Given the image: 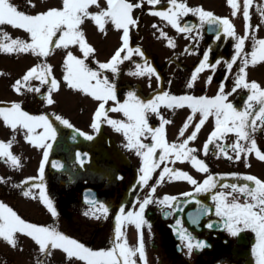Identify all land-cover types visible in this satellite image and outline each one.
I'll return each mask as SVG.
<instances>
[{
	"label": "snow or ice",
	"instance_id": "obj_1",
	"mask_svg": "<svg viewBox=\"0 0 264 264\" xmlns=\"http://www.w3.org/2000/svg\"><path fill=\"white\" fill-rule=\"evenodd\" d=\"M62 6H50L44 10L29 12L21 10L12 0H0V25H10L26 32V37L13 36L9 31L0 28V52L30 53L37 57V62L29 66L22 76L12 84L18 94L25 91L36 92L47 105H53L54 92L60 89L62 81L71 89L78 90L93 97L97 103L93 112L90 127L99 131L101 125L107 123L125 137L124 146L134 150L141 158L138 169L137 183L132 188L147 187V194L142 198L135 197L138 207L128 209L121 203L114 215L113 236L110 246L94 248L72 235L66 234L57 225L30 222L22 218L8 203L0 200V238L10 246L16 247V233H24L31 237L38 246L39 258L35 264H45L52 250L60 249L70 264H148L143 226L151 228L146 218V209L150 204L158 205L165 216L171 212L183 211L182 205L196 200L193 193H209L214 202L215 216L219 220L214 223L208 221L209 229L217 224L227 230L232 236L243 239L241 233L251 230L255 233V242L251 246V255L255 264H264V178L245 172H212L209 162L202 158L200 151L207 156L210 148L213 154L233 161L247 159L254 154L264 161V147L258 143L257 137L264 135V84L256 79H250L249 66L264 62V36L257 33L264 24V4L257 3L256 11L261 23L252 24L250 8L254 0H226L231 9V17L242 14L244 32L238 34L236 26L229 15H218L203 5H190L187 0H166V7H157L161 0H106L102 5L100 0H61ZM159 17L171 25L177 32L183 33L190 39L192 46L185 45V52L191 54L198 51V39L202 38L203 31L214 33V39L222 36L234 38V51L230 57H218L210 62L212 46L209 45L202 53V58L191 72L186 87L191 89L197 80L198 74L210 68L213 74L217 66L224 62L225 77L220 80L214 95H195L191 92L176 94L162 86L163 78L157 67L150 62L148 56L139 44L131 43V30L138 28L140 16L134 14L137 8ZM27 4L35 8V0H27ZM95 6L96 10H91ZM191 14L196 21L186 19ZM91 18L98 29L105 32L106 24L111 22L115 29L120 31L119 45L107 59L96 58L97 49L86 37L81 27L85 19ZM153 28L159 36L165 38L166 43L175 48V37L169 36L163 27L153 23ZM251 40V50H245L246 40ZM72 46H77L82 55H77ZM63 49L62 80L54 73V66L47 59L56 49ZM136 55L140 59H133ZM91 57L95 67L87 62ZM130 61L134 67L125 69L135 76H147L151 86V77L155 75L157 88L150 98H142L135 90H128L123 98L118 96L117 77L121 74V65ZM235 66V71L233 68ZM111 73V75H109ZM213 74H209L206 83H211ZM231 76V87H227V79ZM35 79L37 84H32ZM171 81H169V84ZM238 90H246L242 97V104L234 103L231 96L239 94ZM109 101H112L109 104ZM22 101L13 100L8 104L0 105V117L5 125L13 130L12 138L7 141L0 139V158H3L11 168L21 166V157L11 151L16 131L23 129L24 139L31 145L42 150V159L38 167V176H26L14 185L21 187L26 197L38 198L47 207L53 217L58 216V210L53 198L48 194L44 183L45 164L49 160L52 142L57 139L58 128L53 119L68 128H74L75 133L82 134L88 139L93 134L75 127L69 118L52 111L31 113L22 107ZM187 105L188 113L178 131V138L169 140L166 125L172 121L161 112V106L175 109ZM110 112L122 113V118L109 115ZM197 113L199 118L195 119ZM155 114L158 123L150 122ZM209 117L213 118V125L207 133L202 148L198 149L191 144L197 139L202 126ZM191 127L190 131L189 126ZM19 126V129H18ZM39 129V131H38ZM187 132V134H186ZM228 134H234L228 142ZM75 139V134H73ZM87 153L77 152L76 159L81 164ZM188 161L199 172L204 173L202 180L197 179L189 171L175 167V163ZM53 166L62 168L60 161H53ZM246 167L250 166L247 163ZM159 169L158 175L154 173ZM228 178H234L229 180ZM6 177L0 175V182ZM183 180L193 187L190 191L177 194L165 193L157 195V188L165 181ZM32 181L31 184L28 182ZM150 181H152L150 183ZM32 189H38L39 194ZM229 189V190H225ZM183 197L184 199H179ZM91 208L86 215L100 218L107 217L111 208L108 203L98 200L95 196L85 197ZM198 208L189 213L193 224H198L200 217L213 212V208L197 200ZM131 222L139 231L138 244L131 246L128 243L124 224ZM175 225L180 226L177 231L181 241L186 242L189 254L195 249L207 246V241L193 235L183 225L182 219L177 218ZM137 253L139 259H137ZM75 258V260H73Z\"/></svg>",
	"mask_w": 264,
	"mask_h": 264
},
{
	"label": "rangeland",
	"instance_id": "obj_2",
	"mask_svg": "<svg viewBox=\"0 0 264 264\" xmlns=\"http://www.w3.org/2000/svg\"><path fill=\"white\" fill-rule=\"evenodd\" d=\"M197 1L198 0H188V3L190 5H197ZM212 1L214 2L215 0H205L204 7L212 11L217 10L224 15L226 13H231V9L227 3L225 5L223 4L222 10H220V5L214 4ZM12 2L16 3L21 10L29 12L44 10L50 6H62L61 0H35V8L28 5L27 0H12ZM100 2L102 5H106V0H100ZM166 6V0H161V4L157 5V7ZM147 7H149V5L145 3L143 10L138 9L137 12L134 11L135 15L140 16V21L138 28H133L131 30V43L133 45L139 44L142 46L150 62L153 63V65L156 66L160 72L163 78L162 86L176 94L183 92H191L195 94L198 92L207 95H214L221 80L215 77V73L222 71L224 62L221 61L215 69L214 74L212 69H204L198 74L194 86L191 89L186 87V76L190 77L191 72L193 71L191 68L199 60L197 57L199 50L191 54L185 52L184 46H192L193 42L190 39L185 38L184 34L177 32V30L162 21L159 17L148 13L146 11ZM91 10L95 11V6H91ZM153 23L163 27L164 31H166L169 36L175 37V48L169 46L166 43L165 38L159 36L158 30L152 26ZM81 27L84 29L88 41L97 49L95 53L97 59H107L113 52L114 48L119 45L120 31L115 29L111 22L106 24V33L99 30L91 18L85 19ZM0 28L6 29L13 36L26 37L27 35L24 30L14 28L7 24L0 25ZM261 34V36H264V32H261ZM205 39L208 38L203 33L202 38L198 39V41ZM72 50L77 55H82L77 46H72ZM64 51L65 50L58 48L53 54L47 57L48 61L54 66L55 75L61 80L63 75L62 65ZM212 57L213 56L211 55L210 62H212ZM133 59L139 60L140 58L134 55ZM36 62L37 57L30 53L8 54L0 52V103H8L13 100L22 101V107L31 113H51L52 111H56L69 118L75 127L93 134V140H89L87 138L90 141L87 142L89 147H100V143L94 142V139H96L99 133L90 127L93 112L97 103V101L90 95L69 88L63 81L60 89L53 94L55 100L53 105H47L43 100L38 99V93L36 92L25 91L23 94L15 92L12 88L14 81L22 76L29 66ZM87 62L90 66H96L95 61H93L91 57L88 58ZM128 67H134V65H131L130 61H124L121 65V74L117 77L118 89L127 91L132 88L139 90L144 95L153 93V90L157 88L155 75L151 77L152 84L149 86L147 82L149 77L132 75L125 71ZM233 71H235V66ZM209 74H213V80L211 83H206V79ZM248 74L250 79H256L261 82V84H264V62L257 63L253 69H248ZM109 75H111V73H109ZM169 81H171L170 84ZM31 83L37 84L38 81L33 79ZM231 84L232 78L229 76L227 79V87L230 88ZM238 93L239 94L234 93L230 99H232L239 106L242 104V101H239V95L241 93L245 94L246 90H238ZM111 103L112 101H109V104ZM172 110L168 111L167 114L171 115ZM184 110L186 109L181 108L180 112H184ZM50 118L53 119L54 124L58 128V135L57 139L52 142L53 146L49 152V160L57 152L64 151V144L62 143L61 136L65 135L66 131L69 130L67 126L55 121L54 117ZM213 122L212 117H209L206 121L204 126V137L207 136ZM173 124H175V121H173ZM24 131L25 130L23 129L16 131L14 142L11 145V151L21 157V166L18 169H13L3 158H0V175L7 178L5 182H0V200L8 203L9 206L12 207L22 218L27 219L30 222L57 225L66 234L72 235L81 241L84 240L85 243L89 242L88 244L92 247L95 246V248L110 246V241L112 239L111 236L102 237V240H100L101 238H97V240L94 239L95 235H93V228L95 220L93 218L83 219L75 216L73 221L76 222L71 224L67 220V215L64 219L59 218L58 216L53 217L40 199L26 197L22 194L21 187L14 186L26 176H38V167L42 159V150L25 141ZM12 136L13 130L10 126L4 124L2 117H0V139L7 141L12 138ZM233 138L234 134H228V142H231ZM257 139L258 143L264 147V135H259ZM248 158H256V162H258L257 157L254 154H250L246 160L242 158L241 161H237V168L243 171ZM49 160L45 164L46 176L43 178L46 187L48 184L47 181L49 180L46 178L48 170L47 163H49ZM261 164L264 165V163ZM28 183L31 184L32 181H29ZM32 190L35 191L38 196L39 190ZM47 191L53 198L57 207L60 202L57 201L55 196H53L51 189H47ZM108 234H111V232ZM15 235L17 237L16 247L10 246L3 238H0V264H35V261L39 258L38 246L35 241L24 233L17 232ZM129 239L131 244L132 239ZM73 260H75V258H73ZM45 264H70V262L65 258V254L62 250L55 249L52 250L50 257L46 258ZM78 264H84V262L79 261Z\"/></svg>",
	"mask_w": 264,
	"mask_h": 264
},
{
	"label": "flooded vegetation",
	"instance_id": "obj_3",
	"mask_svg": "<svg viewBox=\"0 0 264 264\" xmlns=\"http://www.w3.org/2000/svg\"><path fill=\"white\" fill-rule=\"evenodd\" d=\"M204 1L205 0H198L197 5L204 6ZM213 3L220 5V10H222V5L226 4V0H215ZM257 3L264 4V0H254L250 8L253 25L261 23V19L256 11ZM214 12L218 15H224L217 10ZM225 15H229L233 20L237 33L243 34L244 20L242 14H238L236 17H231V13H226ZM187 18L195 19V21L197 20V18L192 15H189L186 19ZM206 29L207 25L203 33L208 39L200 40L197 43L199 50L197 57L199 60L202 58V50L204 51L209 45L212 46L210 53H213L212 58L214 61L221 56L230 57L234 51V38L222 36L220 40H216L213 38L214 35L208 34ZM261 32H264V24H261L257 34L261 36ZM251 43L252 41L250 39L246 40L245 50H251ZM254 67L255 66L250 65L249 70ZM220 72L222 76L225 77V65ZM224 77H222L221 80L224 79ZM131 90L137 91L142 98H150L152 95H144L139 90L132 88ZM127 91L118 89V96L123 98ZM241 95L245 94L241 93L239 95V101H242ZM170 110L172 109L161 106V112L172 121L166 125L167 137L169 140H174L178 138L179 128L191 110H184V112L172 110V114L168 115L167 113ZM109 115L126 119L120 112H110ZM198 118L199 114L197 113L194 120ZM173 121H175V124H173ZM150 122L153 124L158 123V117L152 114ZM101 126L103 127L104 133H102L100 129L99 134L96 139H94V142L101 144L100 147H89L87 142L93 139L88 140L82 134L76 138L77 140L74 144H71V137L69 135L71 128H69L65 135L61 136L62 143L64 144V151L57 152L50 158L49 163H47V179H49L47 181V189H51L53 196L62 204H59V207L57 206L58 217L64 219L67 215L68 221L71 224L76 222L73 221L75 216L83 219L93 218L95 220L93 228L95 240L107 236L109 232L113 235V214L118 209L119 204H125L128 209L138 207V204L135 202V197L138 195L142 198L147 194V187L132 188V185L137 183L141 158L134 150H129L124 146L126 140L121 132L116 131L107 123ZM191 127L190 125L187 131H190ZM204 129L205 127L202 126L197 139L190 142L191 144H195L198 149L202 148V144L205 140ZM109 143H112V147L109 146ZM77 152L87 153V157L84 159L83 164L76 159ZM199 154L209 162L212 172L237 171L252 173L264 178V165L261 164L264 163V161L258 158V162H256V158H248L246 163L250 166H244V170L242 171L237 168V161L229 160L222 156L217 158L213 154L211 148L207 156H204L202 151H200ZM57 159H61L60 162L63 164L62 168L53 166L52 162ZM174 166L189 171L190 174L200 180H202L205 175L196 170L188 161H177ZM158 172L159 169L154 173V178L158 175ZM228 179L231 181L234 178ZM151 182L152 181H150V183ZM88 187L95 188L98 192L99 200L110 205L111 212L107 217L100 216V218H95L85 214L91 208V205L85 203L83 200L84 190ZM192 187L193 186L187 181L166 180L158 186L157 195L162 196L165 193L177 194L190 191ZM225 190L227 191L229 189ZM193 195L196 197V200L187 198L189 202L186 205H182L183 211L171 212L168 216H165L161 208L156 204H150L146 209V218L151 223L150 229L147 225L143 226V238L145 241L148 264H255L254 257L251 255V246L255 242V233L250 229L244 230L241 233L243 239H239L229 234L227 230L219 226V224L209 229L207 227L209 220L214 223L219 220V218L215 216L214 202L211 200L209 193H193ZM179 199L184 198L179 197ZM197 200L208 204L213 208V212L202 215L199 223L193 224L189 218V213L198 208ZM177 218L182 219L183 225L187 227L194 236L206 240L207 246L202 249L194 248L189 254L186 242L181 241L175 230L177 227H180L175 225V220ZM123 227L124 230H126L125 232L129 245L136 246L138 244L139 231L136 229L135 225L131 222H126ZM129 238L132 239L131 244ZM137 259H139L138 253Z\"/></svg>",
	"mask_w": 264,
	"mask_h": 264
},
{
	"label": "water",
	"instance_id": "obj_4",
	"mask_svg": "<svg viewBox=\"0 0 264 264\" xmlns=\"http://www.w3.org/2000/svg\"><path fill=\"white\" fill-rule=\"evenodd\" d=\"M210 32V31H209ZM210 33H213V32H210ZM40 99H42L40 96H38ZM0 105H5V104H0Z\"/></svg>",
	"mask_w": 264,
	"mask_h": 264
}]
</instances>
